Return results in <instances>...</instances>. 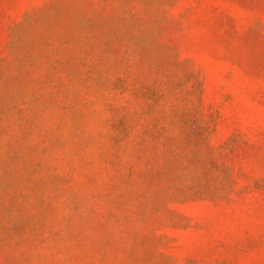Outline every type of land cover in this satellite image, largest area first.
<instances>
[{"label": "rangeland", "instance_id": "obj_1", "mask_svg": "<svg viewBox=\"0 0 264 264\" xmlns=\"http://www.w3.org/2000/svg\"><path fill=\"white\" fill-rule=\"evenodd\" d=\"M0 264H264V0H0Z\"/></svg>", "mask_w": 264, "mask_h": 264}]
</instances>
